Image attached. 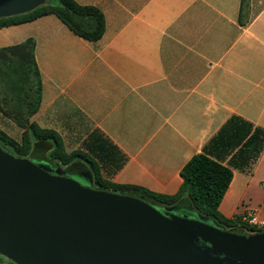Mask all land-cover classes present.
I'll use <instances>...</instances> for the list:
<instances>
[{
  "label": "crops",
  "instance_id": "1",
  "mask_svg": "<svg viewBox=\"0 0 264 264\" xmlns=\"http://www.w3.org/2000/svg\"><path fill=\"white\" fill-rule=\"evenodd\" d=\"M73 1L101 13L97 41L52 14L0 28V48L34 42L31 121L104 181L162 195L204 152L232 173L219 214L264 224V0Z\"/></svg>",
  "mask_w": 264,
  "mask_h": 264
},
{
  "label": "water",
  "instance_id": "2",
  "mask_svg": "<svg viewBox=\"0 0 264 264\" xmlns=\"http://www.w3.org/2000/svg\"><path fill=\"white\" fill-rule=\"evenodd\" d=\"M43 0H4L0 17ZM0 256L13 264H264V229L227 230L187 205L94 187L42 152L0 145Z\"/></svg>",
  "mask_w": 264,
  "mask_h": 264
},
{
  "label": "trees",
  "instance_id": "3",
  "mask_svg": "<svg viewBox=\"0 0 264 264\" xmlns=\"http://www.w3.org/2000/svg\"><path fill=\"white\" fill-rule=\"evenodd\" d=\"M47 14L56 16L69 30L87 41H97L103 35L104 20L101 13L93 7L78 5L73 0H57V5L41 3L27 11L0 18V28ZM40 99L41 83L34 59V42L26 40L0 48V114L22 130L21 138L17 141L0 129V145L9 152L18 157L42 152L46 159L61 170L87 172L94 187L135 193L164 207L187 205L227 230L237 229L247 233L260 231L240 223L237 218L226 219L219 214L218 205L232 173L204 152L192 156L180 170L182 181L174 195L157 194L138 186L111 184L100 178L89 156L80 150L66 152L56 132L42 129L31 121L39 108Z\"/></svg>",
  "mask_w": 264,
  "mask_h": 264
},
{
  "label": "rangeland",
  "instance_id": "4",
  "mask_svg": "<svg viewBox=\"0 0 264 264\" xmlns=\"http://www.w3.org/2000/svg\"><path fill=\"white\" fill-rule=\"evenodd\" d=\"M41 3H50L52 5H57V0H43ZM39 3V4H41ZM38 4V5H39ZM5 118V117H4ZM0 128L7 133L10 137L14 138L15 140L19 141L21 138L22 130L19 129L14 123H12L8 119H3L0 117ZM0 258H3L0 256ZM4 259V258H3ZM5 260V259H4Z\"/></svg>",
  "mask_w": 264,
  "mask_h": 264
},
{
  "label": "built area",
  "instance_id": "5",
  "mask_svg": "<svg viewBox=\"0 0 264 264\" xmlns=\"http://www.w3.org/2000/svg\"><path fill=\"white\" fill-rule=\"evenodd\" d=\"M238 219L240 223L245 224L254 229L259 228V227H264V224H260L257 221L255 214L251 212H248L247 214L240 216Z\"/></svg>",
  "mask_w": 264,
  "mask_h": 264
},
{
  "label": "flooded vegetation",
  "instance_id": "6",
  "mask_svg": "<svg viewBox=\"0 0 264 264\" xmlns=\"http://www.w3.org/2000/svg\"><path fill=\"white\" fill-rule=\"evenodd\" d=\"M1 1H4V0H0V2H1ZM3 17H6V16H2V17H0V18H3Z\"/></svg>",
  "mask_w": 264,
  "mask_h": 264
}]
</instances>
